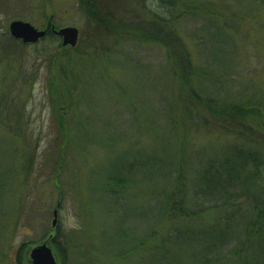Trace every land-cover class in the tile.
<instances>
[{"label":"rangeland","instance_id":"obj_1","mask_svg":"<svg viewBox=\"0 0 264 264\" xmlns=\"http://www.w3.org/2000/svg\"><path fill=\"white\" fill-rule=\"evenodd\" d=\"M100 3L148 31L158 15L171 17L161 0ZM172 13L200 94L260 104L262 116L222 120L190 104L164 46L108 32L79 0H0V264H32L31 249L44 242L57 264H203L207 238L197 221L192 234L171 222L154 229L147 216L165 205L180 166L201 186L203 166L236 148L264 160V5L191 0ZM15 20L76 27L75 47L86 53L71 51L78 57L67 74L65 50L76 48L58 35L24 45L10 33ZM202 217L210 223L218 212Z\"/></svg>","mask_w":264,"mask_h":264},{"label":"trees","instance_id":"obj_2","mask_svg":"<svg viewBox=\"0 0 264 264\" xmlns=\"http://www.w3.org/2000/svg\"><path fill=\"white\" fill-rule=\"evenodd\" d=\"M161 1L171 17L158 15L161 20L160 24H149L147 27L150 30L148 31L146 26L127 24L112 14L106 13L100 0H79L85 14L95 18L96 22L108 32L119 37L132 34L164 46L171 73L179 82L180 95L182 98L183 94L187 95L184 98L190 104L194 105V102H197L222 120H247L262 116L263 107L260 104L219 100L200 94L194 85L195 77L200 75L177 33L169 27L170 23L179 16L172 13L173 9L179 5L186 6L191 0ZM255 1L264 5V0ZM55 36L57 35L48 28L46 36L40 40ZM75 48L65 50V54L69 55L65 61L68 67L73 66L78 57L71 56L72 50L78 52L79 56L86 53ZM58 57V59H52L53 65L61 59V56ZM71 71L69 67L67 74ZM73 84L70 81L69 86ZM54 89V96L57 98L55 86ZM69 93L71 95V92ZM56 107L58 109L59 105ZM189 113L191 114L190 111ZM57 118L59 129L64 134L66 131L64 118L59 114ZM235 151L236 156L231 153V155H225L219 163L211 160L207 167L203 166L201 186H194V181H190L186 172L182 171L185 169L184 165L180 166L173 175L172 188L168 197L166 194L165 205L160 208V211L155 210L157 206L153 205L156 199L151 198L153 199L152 210L155 211L147 216V221L154 229L157 228V224L163 225L171 222L178 225L175 226L176 230L186 226V229L190 228L191 233L195 234L193 224L197 221L199 226L201 225L196 234L207 238L204 244L206 256L201 261L203 264H264V176L261 169L264 160L258 157V152L249 148H236ZM114 179H118L123 186L126 182L125 178ZM241 199L248 206L243 207ZM213 210L218 212V219H213L210 223L203 222V214ZM60 234L59 231L56 237ZM156 235V231L151 230L148 239ZM54 242L61 245L56 240ZM60 247L61 253L66 256L65 250L62 246Z\"/></svg>","mask_w":264,"mask_h":264},{"label":"water","instance_id":"obj_3","mask_svg":"<svg viewBox=\"0 0 264 264\" xmlns=\"http://www.w3.org/2000/svg\"><path fill=\"white\" fill-rule=\"evenodd\" d=\"M51 28L56 35L61 37L64 47H75L78 45L79 29L76 27H64L57 30L55 25H53ZM10 33L14 38L20 39L23 43L33 44L44 38L47 31L38 29L29 22L15 20L10 24ZM54 217L53 227H55L57 222V210L54 211ZM30 257L32 264H57L55 254L48 242L33 247L30 251Z\"/></svg>","mask_w":264,"mask_h":264},{"label":"flooded vegetation","instance_id":"obj_4","mask_svg":"<svg viewBox=\"0 0 264 264\" xmlns=\"http://www.w3.org/2000/svg\"><path fill=\"white\" fill-rule=\"evenodd\" d=\"M51 27L53 26V24L52 25H50ZM49 25H48V27H46L44 30H46L47 32H48V28H50V30H52V28L50 27ZM56 28V27H55ZM52 32H53V30H52ZM52 238V237H51Z\"/></svg>","mask_w":264,"mask_h":264}]
</instances>
